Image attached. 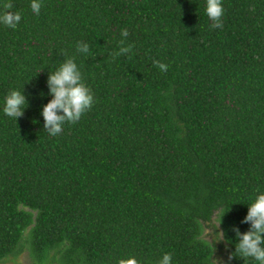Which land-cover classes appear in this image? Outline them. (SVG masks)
<instances>
[{"label": "trees", "instance_id": "16d2710c", "mask_svg": "<svg viewBox=\"0 0 264 264\" xmlns=\"http://www.w3.org/2000/svg\"><path fill=\"white\" fill-rule=\"evenodd\" d=\"M221 2L212 29L206 0H40L38 15L11 0L21 20L0 24V264L165 253L258 264L235 253L233 229H250L264 193V0ZM122 39L131 51L114 57ZM68 58L94 103L50 136L48 74ZM12 90L27 103L17 120L3 112Z\"/></svg>", "mask_w": 264, "mask_h": 264}, {"label": "clouds", "instance_id": "9594fccd", "mask_svg": "<svg viewBox=\"0 0 264 264\" xmlns=\"http://www.w3.org/2000/svg\"><path fill=\"white\" fill-rule=\"evenodd\" d=\"M3 12L0 13V24L15 29L21 20L19 12H12L11 0H5L2 4ZM31 11L39 14L41 9L40 0H31ZM205 13L211 21L210 28H222L221 18L224 14L221 0H206ZM129 35L127 30L121 32L123 38ZM119 51L113 56H119L131 51L132 46L124 47V40L120 41ZM89 47L86 43L77 44V52L88 53ZM154 66L162 72H166L168 66L158 61H153ZM48 95L52 99L42 108L41 115L44 120V129L50 136H56L63 131L62 125L66 122L76 123L81 116L91 109L94 97L90 89L82 82L81 73L73 58H68L60 63L57 70L48 74ZM27 107L26 98L22 91H10L4 100L3 112L6 116L21 117ZM62 113V114H58ZM243 223L250 224V229L241 234L238 229H233L239 243L236 244L235 253L241 257L252 258L258 264H264V193L258 194L254 201L248 206V212ZM222 233V232H220ZM223 234V233H222ZM224 235V234H223ZM171 254L165 253L157 264H170ZM232 259V256L229 257ZM116 264H139L134 257L120 258Z\"/></svg>", "mask_w": 264, "mask_h": 264}, {"label": "rangeland", "instance_id": "374dc122", "mask_svg": "<svg viewBox=\"0 0 264 264\" xmlns=\"http://www.w3.org/2000/svg\"><path fill=\"white\" fill-rule=\"evenodd\" d=\"M21 264H27V261L24 258L20 259Z\"/></svg>", "mask_w": 264, "mask_h": 264}]
</instances>
